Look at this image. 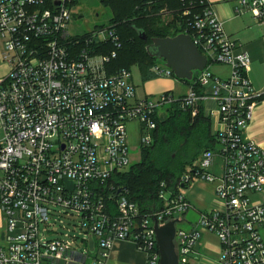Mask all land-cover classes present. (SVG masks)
<instances>
[{"label":"built area","instance_id":"built-area-1","mask_svg":"<svg viewBox=\"0 0 264 264\" xmlns=\"http://www.w3.org/2000/svg\"><path fill=\"white\" fill-rule=\"evenodd\" d=\"M178 1L179 9L167 3L160 13L184 25L207 58L194 80L202 92L189 86L185 97L141 99L131 71L111 72L123 48L116 26L72 37L73 0H0V58L7 68L0 76V264H88L92 246L102 258L94 264H104L116 241H132L146 264H160L155 225L178 216L188 223L193 206L183 191L196 182L217 184L223 205L200 212L191 229L176 228L178 264H194L202 231L218 237L220 264H264V202L251 200L264 193V148L245 133L264 93L253 87L250 57L227 34L215 5ZM236 1L238 16L250 14L264 27V0ZM218 65L230 68L227 78L212 72ZM151 72L174 77L159 64ZM209 101L216 108L208 114ZM172 105L193 117L202 109L215 120L216 146L173 189L162 183L163 209L143 215L127 190L114 194L109 183L132 164L130 125L141 127L138 145L151 146L157 119ZM217 155L219 177L212 173Z\"/></svg>","mask_w":264,"mask_h":264},{"label":"trees","instance_id":"trees-1","mask_svg":"<svg viewBox=\"0 0 264 264\" xmlns=\"http://www.w3.org/2000/svg\"><path fill=\"white\" fill-rule=\"evenodd\" d=\"M122 3L113 24L121 37L123 48L110 66L111 72L121 69L130 71L124 65L125 62L121 61L130 58L141 65L143 80L147 81L153 77L151 69L157 65V59H152L146 50L152 44L153 38L164 39L186 32L185 26L177 21L162 28L157 21L159 12L167 3L171 9H179V1L159 0L153 5H147L141 0H123ZM136 16L144 21V26L135 24L129 27L130 18ZM139 30L147 34L146 41L140 39ZM111 48L105 47L103 53H109ZM185 82L194 86V81ZM194 88L198 93L202 92L199 86ZM166 113L168 115L163 117L164 119H157V128L153 134L154 143L144 150L142 162L133 166L129 173L115 176L109 183L116 188L114 194L122 188L127 190L129 199L137 203L143 215H150L163 209V202L159 198L162 183L173 189L184 174L186 166L192 165L205 151L216 146L211 121L202 109L198 116L193 117L190 110L172 105L166 108Z\"/></svg>","mask_w":264,"mask_h":264},{"label":"crops","instance_id":"crops-1","mask_svg":"<svg viewBox=\"0 0 264 264\" xmlns=\"http://www.w3.org/2000/svg\"><path fill=\"white\" fill-rule=\"evenodd\" d=\"M214 5L216 12L219 11L218 16L220 20L224 22V26L227 34L240 46V48L246 52L251 60L250 63V73L249 79L258 93H264V33L262 26L258 25L257 20H255L250 14L244 16H238L235 12L237 1L236 0H210ZM224 10H227L229 17H227L224 13ZM250 17L255 22L254 26L247 27L246 30L238 31L237 22L243 17ZM259 29V33L253 34L251 33L252 29ZM237 31V32H236ZM2 51V45H0V55ZM1 57V56H0ZM1 59V58H0ZM212 72L215 75L220 76L222 78H227L230 74V68L227 66H214L212 68ZM153 75V74H152ZM161 78L167 77H158L153 75L149 80L144 81L145 83H149L153 79H158L160 83L152 84L148 87V93L145 92L144 97H139L138 87H137V96L138 98H154L153 94L158 92H162L165 87H169L170 82L167 80H162ZM169 79V78H168ZM133 80V78H132ZM183 84H178L179 87L183 88L185 86L184 97L188 93L190 89V85L185 81H181ZM182 85V86H181ZM174 94L172 91H168ZM167 93V92H165ZM159 95H156V97ZM155 97V98H156ZM207 104V102H206ZM205 104V105H206ZM211 121V120H210ZM130 126L135 130L132 134V137H137V142H139L141 127L137 123H133ZM216 128V122L212 119L211 121V130L214 132ZM246 136L255 144L264 148V97L254 110V115L252 122L250 123L247 131L245 132ZM221 165V164H220ZM213 174L217 177L220 175L215 174L213 168ZM217 184L206 183V182H196L189 186L183 193L188 198L190 203L193 206V209L190 212H193L196 217L202 211H215L222 207L223 203L216 196V188ZM261 195V199L259 201L264 202V193ZM189 212V213H190ZM188 213V214H189ZM188 222L189 227L187 229H191L195 222ZM5 227V220L3 215L0 213V235L3 232ZM90 253L92 264L96 260H101L100 250L98 248H94L92 246ZM220 254H221V246L218 237L213 233H208V231L201 232V238L199 243L196 246L195 254H194V264H220ZM148 259L146 256L137 250L136 245L132 241H116L114 247L110 253V256L107 260H104V264H146Z\"/></svg>","mask_w":264,"mask_h":264},{"label":"rangeland","instance_id":"rangeland-1","mask_svg":"<svg viewBox=\"0 0 264 264\" xmlns=\"http://www.w3.org/2000/svg\"><path fill=\"white\" fill-rule=\"evenodd\" d=\"M123 0H112V2L110 0H75V4H74V18L73 20L69 23L68 26V31L71 34L72 37H83V36H87L99 29H104V28H108L110 27L113 22H115L117 14L116 12H118L120 5L123 4L122 3ZM213 2V1H212ZM216 8V7H215ZM217 11V9H215ZM219 13V11L217 12ZM227 17H229L227 10H224V13ZM150 16V15H147ZM145 17V16H144ZM140 18V17H139ZM158 22H159V27H164V26H169L170 22V18L167 15H163L162 13L159 12L158 16ZM138 25V26H144V21L142 19H138L137 16L134 18H130L128 25L129 27L133 26V25ZM116 25V24H115ZM255 22L252 20V18L250 17H243L242 19L239 20V22H237V26H238V31L239 36L241 34V31L246 30L247 27H251L254 26ZM114 26V24H113ZM260 32L263 31L264 33V28L263 30H259V29H252L251 33L253 34H258ZM1 37H0V45H1ZM127 49V48H126ZM126 53V52H125ZM124 63L125 66H127L133 76V83L135 86L138 87V94L139 97H144L145 96V92L148 93V87L151 86L152 84H157L160 83V81H158V79H153L152 81H150L149 83H145L143 81V71L141 69V65L137 62H133L130 58H125V60H121ZM6 64H4L1 59H0V76L5 75L7 72V68L5 66ZM162 80H167L168 82H170V86L169 87H165L164 90L162 92H158L156 94H153L155 97L156 95H161L165 92L168 91H172L174 92V95L176 97H182L184 96L183 94L185 93V86L183 88L179 87L178 84H183L181 83V81L177 80L175 77H171V78H161ZM182 86V85H181ZM208 91H211L210 87H207ZM216 108V105L213 101H209L206 104V112L209 114V112L211 110H214ZM163 117L165 118L168 114L166 113V109L162 111ZM162 117V118H163ZM163 118V119H164ZM129 131H130V144H131V148H130V155H131V161L132 164L130 166L129 169L124 170L123 172H121L122 174H126L129 173L132 169L133 166H136L138 164H140L142 162V158H143V152L146 149V147H142L139 146L137 142V137L134 138L132 137L133 132L135 131L133 129L132 126L129 127ZM218 151V149H217ZM201 156L198 158V160H196L195 162H193L192 165H188L185 168L184 173H186L188 170L191 169V167L193 166H197L200 162ZM215 161V167H214V172L215 174L221 175L222 170H221V165H220V159L219 156L217 155L216 160ZM212 173H213V169H212ZM261 199V195L259 194H253L251 195V200L252 201H256ZM59 212H56L53 214L52 221L54 219H58L59 218ZM179 217L182 216H178L176 217L175 220H178ZM199 217V215H198ZM198 217H196V215H194L193 212H190L189 214H187L185 216V219L187 220V222H194L196 219H198ZM189 227V225L185 222V223H177L176 228L177 230H185ZM50 239H52L53 237H49ZM92 245V244H91ZM82 251L85 250L83 248H80ZM88 264H92L91 261V257L88 256Z\"/></svg>","mask_w":264,"mask_h":264},{"label":"water","instance_id":"water-1","mask_svg":"<svg viewBox=\"0 0 264 264\" xmlns=\"http://www.w3.org/2000/svg\"><path fill=\"white\" fill-rule=\"evenodd\" d=\"M138 35L144 41L148 38L142 30L138 31ZM146 50L152 59H157V64L169 68L179 81H194L199 73L206 69L208 64L207 58L200 53L187 34H179L164 39L153 38L152 44ZM178 222V220H172L163 226L155 225L157 243L161 254L160 264H178L174 242L177 232L176 223Z\"/></svg>","mask_w":264,"mask_h":264}]
</instances>
